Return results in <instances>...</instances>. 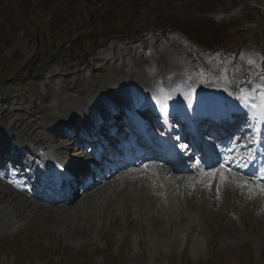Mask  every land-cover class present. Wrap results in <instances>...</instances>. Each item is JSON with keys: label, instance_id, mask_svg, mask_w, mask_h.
<instances>
[{"label": "rangeland", "instance_id": "rangeland-1", "mask_svg": "<svg viewBox=\"0 0 264 264\" xmlns=\"http://www.w3.org/2000/svg\"><path fill=\"white\" fill-rule=\"evenodd\" d=\"M154 1L156 0H146V4L152 3L151 8H154L156 5ZM157 1H161L162 6L167 7L165 0ZM241 1L242 5L233 10L230 16L218 12L211 17L218 24L233 26L234 33H244L242 45L230 49L231 54L238 56L240 50H253L254 45L264 54V38L258 41L257 34H264V16L257 10H253L256 15L249 10L244 13L245 6H248L251 0ZM253 1L264 4V0ZM82 2L90 5L88 0ZM174 2L172 1L171 4ZM95 4L92 2L91 8ZM177 5L181 3L178 2ZM140 21L141 16L137 20H132L133 29L127 36L135 30H140ZM76 28L77 26L63 25L56 28L58 30L54 39L58 42L55 45H62L59 51L50 47L51 43L54 44L52 40H48L44 47H38L32 38L20 31L10 40L9 45L2 47L0 54V79L2 71L9 75L5 84H0V111L10 103L22 105V108L27 110L29 104H22L25 98L40 106L41 111L49 107L45 112L47 118L38 120L39 123L31 127L28 134L32 131V136L38 134L39 140L58 149L65 145L60 148V152L64 156V162L69 164H73V161L83 162V155H76L73 145L67 147L65 138L68 136H65L68 128L66 123L69 122L66 120L79 108V102L90 104L88 107L79 108L90 113L98 101L108 96H118L119 94L114 91H118L119 87L124 85L125 78H129L131 74L135 91L150 94L159 90L158 95H161L165 93L161 84L181 82L180 85H183L189 75L194 77V66H198L196 61H203L199 55L194 58L193 64L188 63L184 58L186 53L195 55L198 50L182 43L179 34L168 32L165 39L154 35L156 45L153 44L154 39L152 40L149 32H141L142 35L130 40L106 38L86 56L84 62V53L76 54L78 57L71 56L73 54L68 50L70 42L63 45L65 37L78 34ZM145 38L148 39L146 46ZM114 42L119 45L127 44L120 47ZM228 42L229 38L220 41L223 47L217 49H222L225 53ZM107 49L112 51V55H107V51H103ZM218 51L220 50L214 53ZM118 53L124 54L125 57L119 62ZM52 54H55L52 59L43 65L44 60ZM106 55L108 58H105ZM36 57L40 59L31 63ZM241 58L229 59L226 66L224 65L227 62H224L220 68L224 73L222 81L217 80L213 86L224 89L226 94L232 92L231 86L236 82L229 85L226 76L227 73L229 75L238 71L232 64L237 61L242 64L246 62L245 57L242 58L244 61H241ZM247 59L254 67L256 66L251 55ZM117 62L120 65H117ZM153 63L162 66L161 70L164 69L163 73L161 71L162 76L156 80L151 71ZM204 65H213V63L205 60ZM243 69L246 67L243 66ZM105 70L109 72L108 75ZM186 81V83L193 82L189 79ZM64 84L68 85L69 89L72 87L73 92L69 89L58 90ZM105 101L108 102L110 99L107 98L101 104ZM115 102L121 103L119 99ZM142 103L145 104V101ZM81 112L79 111L80 116ZM12 119L11 116L9 119L0 116V137L3 136L0 140L6 138L7 145L13 143L14 147L23 148L24 154L22 153L21 156H24V159L27 157L28 166L34 169L39 166L38 162L34 163L37 155L30 151L31 147L24 149L23 146L27 143L16 136V134L22 136L16 133L17 130H12L13 125L16 124ZM12 121L13 123H10ZM72 125L79 128L78 122ZM21 129L19 132L23 130ZM13 135L15 137L11 143ZM57 140H59L58 145H56ZM16 141L22 142L23 145L18 146ZM32 147V151L35 152L36 147ZM9 153L13 154L12 151ZM155 173L159 181L158 186L156 185L159 187V193L156 194L160 196L166 194L165 200L153 195L154 189L151 185L155 183L154 180L147 182L150 186L146 187L147 190H143L141 184H136L135 180L140 182L139 179L143 178L138 173L133 174L134 180H131V177L130 180L125 181L120 179L110 186L103 187L100 193L95 192L101 186H94L95 188L88 191V198L86 195H78L69 205L61 203L55 207L34 198L28 197L27 200L11 192L9 189H13L14 185L9 179L0 177V264L32 262H36L35 264H264L263 194L255 193L253 187L248 191L242 190L234 183L225 186L227 191L224 187L220 188L227 193L226 196L223 193L221 198L217 190L210 191L206 188L210 174L198 176L194 178L196 179L194 182L181 180V183L171 174L168 177V173L157 171ZM15 174L17 172L10 169V176ZM146 177L149 180V176ZM231 179L232 177H229V182ZM132 184L134 191L130 186ZM241 187L248 188L249 184L243 183ZM35 236L33 242L18 245L22 239ZM30 245L41 246L44 254L30 255L27 252ZM185 258H188V261Z\"/></svg>", "mask_w": 264, "mask_h": 264}, {"label": "bare ground", "instance_id": "bare-ground-1", "mask_svg": "<svg viewBox=\"0 0 264 264\" xmlns=\"http://www.w3.org/2000/svg\"><path fill=\"white\" fill-rule=\"evenodd\" d=\"M147 51V50H146ZM140 52V51H139ZM160 56V55H159ZM139 58V57H138ZM136 59V58H135ZM111 60V59H110ZM114 60V59H113ZM130 60V59H129ZM137 60V59H136ZM173 60V59H172ZM115 62V61H114ZM168 64V63H167ZM141 65V64H140ZM228 68V67H227ZM137 70V69H136ZM162 70H164V69H162ZM161 70V71H162ZM168 70V69H167ZM179 70V69H178ZM162 73H163V71H162ZM145 74V73H144ZM54 77V76H53ZM132 78V74L129 76V78L128 79H131ZM187 81H185V83H183V85H180V83L179 84H173V85H167V89L169 90V91H171V93L172 94H169V96H170V98L172 99V101H173V103L175 104V103H177L176 104V106H177V109L179 108V107H184V108H187V109H191V107H190V104L189 103H191V102H193V101H195V100H197L196 99V97H194L193 99H192V95H195L197 92H198V89L196 88V87H198L199 88V86H197V85H195L193 82H190V83H186ZM225 83V82H224ZM69 84V83H68ZM65 85V84H64ZM62 86V87H60L58 90H63V91H66L67 89H69L68 88V85H65V86ZM71 86V85H70ZM81 89V88H80ZM118 89V88H117ZM71 90H73V88L71 87L70 89H69V91H71ZM47 91H49V90H47ZM81 91V90H80ZM118 91H122V93L124 92L125 93V88H123L122 86H120L119 87V89H118ZM150 91V90H149ZM247 91L249 92V93H260V95H261V92H264V89H262V88H260V89H256V88H254V87H251V86H249L248 88H247ZM71 92H73V91H71ZM83 92V91H82ZM85 92V91H84ZM61 93V92H60ZM54 94H57L56 92H54ZM62 94V93H61ZM198 94H199V92H198ZM197 94V95H198ZM47 95H49V94H47ZM120 95V94H119ZM118 95V96H119ZM56 96H58V95H56ZM66 96V95H65ZM116 96V95H115ZM203 96H206L205 94H203ZM223 96V95H222ZM47 97V96H46ZM48 98V97H47ZM68 98V97H67ZM74 98V97H73ZM42 100V99H41ZM69 100V99H68ZM158 99H155V100H153V103H156V101H157ZM193 100V101H192ZM72 101V100H71ZM42 102V101H41ZM45 102V101H44ZM3 103H5V104H7L6 102H3ZM22 104H29V106H28V109L27 110H24L23 108H22V105H19V104H7L8 106H6V108H4L3 110H1L0 111V116H3L5 119H9V117L11 116V117H13V119H14V122L16 123H14L15 125H13V127H12V130L13 131H16V133H20L22 136H20L21 138L23 137L24 138V140L26 141V142H29V143H31V142H35V144H36V146L39 148V151L40 152H44V151H46L47 153H51V152H53V150H50L49 148H47V147H44L43 146V140H39V135L38 134H36V135H34V136H32V134H31V132H30V134H28V132H29V129L31 128V127H33V126H35V125H37L39 122H38V120L40 121L41 119H44V118H47V114H45V112H46V110H47V108L49 109V107H47L46 108V110L44 109V110H42L41 111V107L40 106H37L34 102H31L29 99H27V98H25L23 101H22ZM90 104H82V101L81 102H79V108L80 107H88ZM93 106V105H92ZM94 107V106H93ZM45 108V107H44ZM76 109V111H73V113H75V112H77L78 110L79 111H82L81 112V116H84V114H86V117H89V115H88V113H87V111L86 110H80V109ZM221 109V108H220ZM49 112V111H48ZM47 112V113H48ZM222 112H224V109H221L219 112H218V115L220 114V113H222ZM18 113H22V115H18ZM45 115H44V114ZM72 113V114H73ZM40 115H42L41 117H39ZM12 119V120H13ZM219 119H221V118H219ZM227 119V116L224 118V121ZM78 122H80V121H78ZM10 123H13V121L12 122H10ZM9 123V124H10ZM17 123H20V125L18 126L17 125ZM94 123H96V122H94ZM2 124V123H1ZM43 124V123H42ZM67 124V123H66ZM22 125H23V127H22ZM5 126H6V123H5ZM10 126V125H9ZM21 126V127H20ZM23 130H22V129ZM35 128V127H34ZM40 128V127H39ZM227 129H226V131H223L222 129H219V128H214L212 125H210L209 126V128H207V130L208 131H211V133L213 132L214 133V138H217V139H219V141L220 142H222V141H225V142H227V144H229V142H230V139H231V136L228 134V132H231V130L233 129L231 126H229V125H227V127H226ZM22 130V131H20L19 132V130ZM95 130V132H97V130H100V129H103L102 127H97V128H94ZM34 130H36V129H34ZM43 130V129H42ZM26 132V133H25ZM207 132V131H206ZM37 133V132H36ZM19 134V135H20ZM6 139V138H5ZM5 139H2V140H0V160H3L7 155L6 154H4L3 153V148L4 147H6L7 146V140H5ZM115 146H121V144H114ZM222 147V150L224 151V155H225V157H224V159H226V160H228V158H229V156H230V152H227V149H228V147L227 146H224V144H223V146H221ZM245 149H246V147H244ZM102 151L105 149V147L104 148H100ZM47 161H49L48 159L46 160V163H47ZM132 164H129L128 166H131ZM128 166H125L124 168H122L120 165H118V166H115V167H112V172L113 171H117V172H119V175H120V177L123 179V177H127L128 178V176H126L127 174H123L122 173V170L123 169H125L126 167H128ZM203 166L205 167V168H207V167H209V163L208 162H204L203 163ZM58 169H61V171H64L65 169L62 167V165L60 166V165H58L57 164V166H56V169L54 170V171H56V170H58ZM154 170L155 171H157V172H162V173H169V174H171L172 175V177L174 176L173 174H177L179 171H180V169H175L174 167H173V165L170 163V162H164V160H162V162H160V163H158V164H156V168H154ZM135 174H138L137 172H134ZM156 174V173H155ZM55 176V175H54ZM112 176V174L110 175V177ZM133 174L130 176L131 177V180H134L133 179ZM130 177H129V179L128 180H130ZM55 178V180H53L54 182H56V177H54ZM87 176H84V175H76V177L72 180V182H71V187H72V195L70 196L71 197V199L70 200H72L76 195H82L80 192H78V193H76V194H74V189H76V188H79V191H81V189H82V187H81V181L82 180H87ZM174 178L177 180V181H180L181 183H182V181H185L184 180V177H179V176H174ZM211 177L209 176V179H208V183H211V182H213L214 183V186H213V190H217V192H219L220 194H221V198H223L222 197V194L224 193V191H221L220 190V188L222 187H224V190H226V188H225V186L226 185H228V175H227V173L226 172H223V171H221V172H219V174H218V177L217 178H215L214 180H212V179H210ZM188 179V178H187ZM154 181H155V183L153 182V187H152V189H154L153 190V195L156 197V198H159V199H163V200H165V199H167V195L166 194H163V196H160V195H157L156 193H159V190H158V188L159 187H156L155 186V184L158 186V184H159V181H158V178L157 177H155L154 179H153ZM182 180V181H181ZM236 180V186L238 187V188H240V189H242V190H246V191H248V190H251V187H253L252 185H251V183H249V187L248 188H244V187H241V185H240V183H241V181H239V179H235ZM123 181H124V179H123ZM136 181H138V180H135V183L136 184H141V187L143 188V190H145L146 189V187H150V186H148L147 185V182H149L150 181V178H149V180H147V177H146V175H144L143 176V178L142 179H140V182H136ZM143 181H145V182H143ZM151 182V181H150ZM188 182V181H187ZM112 183H114V182H112ZM112 183H110V184H107V185H111ZM122 184V183H121ZM150 184H152V183H150ZM89 185H91V184H89ZM106 185V186H107ZM123 185V184H122ZM131 187H132V189L134 188V186H133V184L132 185H130ZM258 186V185H257ZM125 188V187H124ZM104 188H99V189H97V192H95V193H100V191L101 190H103ZM122 189V188H121ZM139 189H141V188H139ZM187 189H188V187H187ZM185 190L186 192L188 191V190ZM218 189H219V191H218ZM253 189H254V191H255V187H253ZM147 190V189H146ZM191 190V189H190ZM115 191V190H114ZM133 191H134V189H133ZM148 191H150V190H148ZM211 191V190H210ZM227 191V190H226ZM256 191H259V190H256ZM55 192H56V189H54L53 190V193H52V198H54V199H56V201H63V200H65V199H63V198H61L60 196H55ZM102 192V191H101ZM165 192V191H164ZM173 192V191H172ZM171 192V193H172ZM183 192V194H185L184 193V191H182ZM251 192V191H250ZM88 193L89 192H87L85 195H86V198H88L89 196H88ZM210 193V192H209ZM263 193H264V191H263ZM189 194V193H188ZM250 194V193H249ZM84 195V194H83ZM227 195V193H224V196H226ZM21 196V195H20ZM48 196L49 195H47L44 199H48ZM160 196V197H159ZM171 198V197H170ZM173 200V199H172ZM221 200H223V199H221ZM43 203H45V202H43ZM220 206V205H219ZM46 207V206H45Z\"/></svg>", "mask_w": 264, "mask_h": 264}, {"label": "trees", "instance_id": "trees-1", "mask_svg": "<svg viewBox=\"0 0 264 264\" xmlns=\"http://www.w3.org/2000/svg\"><path fill=\"white\" fill-rule=\"evenodd\" d=\"M98 4L103 2L104 0H95ZM134 0H119L118 3L112 4L109 7V10L107 13H102L100 11L91 12L90 13V19L87 22V25L82 29V35L86 36L88 35L98 24L101 22H107V21H113L112 24L116 23L118 25H122L126 19L128 18V13L130 10V7L132 5ZM206 4L205 0H196L194 2V6L196 8L200 7L202 4ZM92 11V9L90 10ZM170 16L174 19V21H184L186 25L184 27H179L177 25H173L174 27L183 30L190 38L192 34V38L195 42H197L200 45H203L205 47H213V45H210L211 42H217L213 39H205L201 32L197 31V27L199 26L198 23L194 25V22L192 19H194V16H191L190 19L184 18V16L181 15V13L187 12L184 9H176L172 11H167ZM86 14V6L79 2L78 0H59V4L57 9L54 11L53 17L51 22L48 24V27L50 30H52L54 27L58 25H62L65 23L75 22L78 17L84 16ZM95 26V27H94ZM115 25L111 26V30L116 29ZM79 38V37H78ZM211 41V42H210ZM7 45V43L0 39V47ZM3 63V62H2ZM4 64V63H3ZM4 71H2L3 73ZM3 76V75H2ZM6 77H3L1 81H3ZM33 239L27 238V240L24 239V242H33ZM23 242V240L19 241ZM21 246L20 244H18ZM29 249H27V252L31 255L38 254L42 255L44 254V250L41 246L38 245H30L28 246ZM34 249V250H33Z\"/></svg>", "mask_w": 264, "mask_h": 264}, {"label": "snow or ice", "instance_id": "snow-or-ice-1", "mask_svg": "<svg viewBox=\"0 0 264 264\" xmlns=\"http://www.w3.org/2000/svg\"><path fill=\"white\" fill-rule=\"evenodd\" d=\"M237 98L241 99V100H244L245 105H247L248 97L245 96L243 90H241V95L239 97H237ZM260 101H261V104L264 105V92H261ZM261 191H264V188H261Z\"/></svg>", "mask_w": 264, "mask_h": 264}]
</instances>
